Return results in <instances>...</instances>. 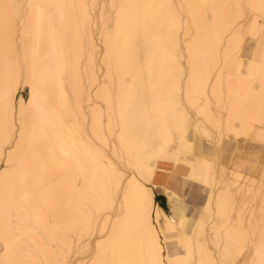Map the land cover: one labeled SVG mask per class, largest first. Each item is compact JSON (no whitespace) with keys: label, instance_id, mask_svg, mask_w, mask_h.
Segmentation results:
<instances>
[{"label":"bare ground","instance_id":"1","mask_svg":"<svg viewBox=\"0 0 264 264\" xmlns=\"http://www.w3.org/2000/svg\"><path fill=\"white\" fill-rule=\"evenodd\" d=\"M235 2L0 0L24 6L7 27L0 9V93L20 74L31 78L28 97L17 93L14 114L19 164L7 175L0 167V236L11 215L22 253L45 264H90L96 246L107 240L103 233L111 235L116 226L102 258L117 264L142 258L132 246L141 194L129 186L132 177H123L126 168L146 161L160 170L157 184L171 188L174 199L163 193L180 217L168 236L175 245H166V254L212 264L227 253L235 261L246 245L241 226L258 225L264 215V173L233 176L224 171L227 163L209 168L204 160L211 147L202 133L212 113L219 117L226 108L258 100L250 101L230 53L226 46L219 50L198 7ZM192 60L196 77L190 86ZM20 98L33 101L23 115ZM3 135L0 118V141ZM182 137L205 150L182 153ZM0 163H6L2 146ZM203 185L207 196L198 200L197 217L189 216L181 190ZM156 205L167 227L171 215ZM204 213L212 216L210 223Z\"/></svg>","mask_w":264,"mask_h":264},{"label":"snow or ice","instance_id":"2","mask_svg":"<svg viewBox=\"0 0 264 264\" xmlns=\"http://www.w3.org/2000/svg\"><path fill=\"white\" fill-rule=\"evenodd\" d=\"M24 6L19 4L0 3L3 10L5 25L15 18L19 20V12ZM206 14L207 22L213 30L212 39L221 52L230 53L228 59L231 61L232 70L235 71L239 80L247 85V93L250 101L244 107L235 105L226 108L223 115L217 116L212 113L207 121L202 135L207 138L211 147L209 156L204 163L209 167H217L221 163L228 161L224 171L231 169L233 176H239L242 172H253L259 169L264 173V0H238L235 3L225 4H205L198 6ZM28 8H43L41 5H28ZM247 45V54H246ZM192 77L189 78L191 86L196 77V62L191 61ZM219 70V69H218ZM31 83V78H25L20 74L3 93H0V118H2L4 135L0 141V146L4 148L6 163H0L7 173L19 164L18 159H14L13 145L16 140L13 137L12 129L15 124L14 114L17 107L19 89L27 87ZM201 87L203 83L201 82ZM33 99L35 97V85L32 86ZM27 95V93H25ZM223 99V98H221ZM32 100L25 102L19 99V110L21 114L32 104ZM227 117L225 122L224 117ZM199 130L200 126L197 125ZM228 141L235 140L226 147ZM246 141L241 146V139ZM258 142L259 152L255 151ZM182 153H193L199 146L203 151L204 145L189 144L181 139ZM12 149V151H9ZM164 159L174 158L179 160V156L169 157L162 154ZM160 157L157 158L159 160ZM157 161H153L156 163ZM127 168V176L123 177L124 182L127 177H132L129 186H135L139 191L140 199L134 205L135 230L132 246L141 253V257L135 260L121 261L119 264H196L194 260L173 258L170 253L166 254L165 246L168 243V236L174 232L172 225L174 220L168 222L165 227L163 221L166 219L163 210L157 207V192H164L173 198L171 188L163 181L156 182V174L160 170L153 167L146 161H138L135 166ZM117 178L121 174L117 170ZM264 185V177L261 179ZM155 188V191H154ZM127 199V197H126ZM259 229V240L256 241V229ZM116 233V226L112 227L111 235L105 231L103 233L107 240H101L96 246V259L90 264H117L116 261L102 258L103 250ZM241 239L251 242L248 249L247 258L241 261H234L225 253L223 258L212 264H264V215L258 225L246 223L240 229ZM20 233L15 227V217H6V228L4 234L0 236V264H45L44 261L37 260L29 253L25 254L19 250ZM59 264H75L72 260H61Z\"/></svg>","mask_w":264,"mask_h":264},{"label":"rangeland","instance_id":"3","mask_svg":"<svg viewBox=\"0 0 264 264\" xmlns=\"http://www.w3.org/2000/svg\"><path fill=\"white\" fill-rule=\"evenodd\" d=\"M247 50L248 49H247V45H246V54H247ZM28 91H29L28 87H23L19 90L18 96L20 94H22L24 97H28ZM25 93H27V95H25ZM200 135H201L200 133L195 134V136L198 139H199ZM203 139H205V138H203ZM226 142L235 143L236 141L235 140L228 141L226 138ZM239 143L241 146H244L246 144V141L242 138L239 141ZM256 144H258V143H256ZM255 151L257 153L259 152V147H257V145H255ZM228 162H230V157L228 158V161L225 163H228ZM205 188H206V185L205 186L203 185L200 189L190 188L189 186H185L184 188H182L181 194L185 197L186 203L188 205L187 212H188L189 216L197 217L195 214L196 213L195 207H198L199 205H201V204H198L199 199L203 200L206 198L207 190ZM156 194L158 197L157 201L160 202V204H162V206L164 207V210L169 215H171L170 216L171 219L175 221V224H177L180 221V217H179L178 211L175 210L176 207L173 204H171V202L167 199V196L163 192H157ZM177 202L181 203L182 201L178 200L174 203H177ZM171 209H172V211H171ZM204 214L206 215V222L210 223L212 221V216H210V214H208V213H204ZM214 221L216 223H219L222 221V219L220 217H216ZM163 224H164V221H163ZM174 241H175V237H169L167 245H169V246L175 245ZM249 247H250V242L246 243V245L244 246V248L240 252H237L235 261L236 260H238V261L242 260V258H244L245 254L247 253ZM85 249H87V248L85 247Z\"/></svg>","mask_w":264,"mask_h":264},{"label":"crops","instance_id":"4","mask_svg":"<svg viewBox=\"0 0 264 264\" xmlns=\"http://www.w3.org/2000/svg\"><path fill=\"white\" fill-rule=\"evenodd\" d=\"M196 208H199V206H198V207H196Z\"/></svg>","mask_w":264,"mask_h":264}]
</instances>
